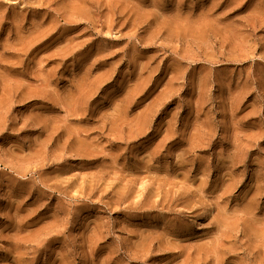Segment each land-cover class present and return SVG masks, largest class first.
Returning a JSON list of instances; mask_svg holds the SVG:
<instances>
[{"label": "rangeland", "instance_id": "obj_1", "mask_svg": "<svg viewBox=\"0 0 264 264\" xmlns=\"http://www.w3.org/2000/svg\"><path fill=\"white\" fill-rule=\"evenodd\" d=\"M0 264H264V0H0Z\"/></svg>", "mask_w": 264, "mask_h": 264}]
</instances>
